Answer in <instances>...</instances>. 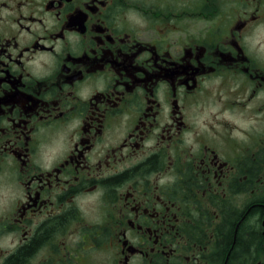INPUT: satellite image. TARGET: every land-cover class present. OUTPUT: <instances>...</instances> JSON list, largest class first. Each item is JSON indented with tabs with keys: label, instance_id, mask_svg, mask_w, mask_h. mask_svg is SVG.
I'll list each match as a JSON object with an SVG mask.
<instances>
[{
	"label": "flooded vegetation",
	"instance_id": "1",
	"mask_svg": "<svg viewBox=\"0 0 264 264\" xmlns=\"http://www.w3.org/2000/svg\"><path fill=\"white\" fill-rule=\"evenodd\" d=\"M0 264H264V0H0Z\"/></svg>",
	"mask_w": 264,
	"mask_h": 264
},
{
	"label": "bare ground",
	"instance_id": "2",
	"mask_svg": "<svg viewBox=\"0 0 264 264\" xmlns=\"http://www.w3.org/2000/svg\"><path fill=\"white\" fill-rule=\"evenodd\" d=\"M232 216H233V215H232ZM235 217H236V216H235ZM250 226H251V225H250ZM251 229H252V228H251ZM249 231H251V230H249ZM249 235H250V234H249ZM250 237H252V236H250ZM259 240H260V239H259ZM252 243H253V242H252ZM252 243H251V244H252ZM240 244H241V243H240ZM255 244H256V242H255ZM256 247H257V246H256Z\"/></svg>",
	"mask_w": 264,
	"mask_h": 264
},
{
	"label": "rangeland",
	"instance_id": "3",
	"mask_svg": "<svg viewBox=\"0 0 264 264\" xmlns=\"http://www.w3.org/2000/svg\"><path fill=\"white\" fill-rule=\"evenodd\" d=\"M210 107H215V105L209 104Z\"/></svg>",
	"mask_w": 264,
	"mask_h": 264
}]
</instances>
